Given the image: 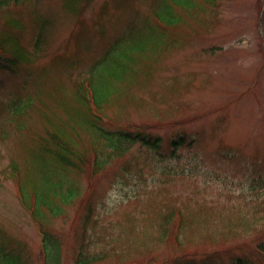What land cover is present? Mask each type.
Returning a JSON list of instances; mask_svg holds the SVG:
<instances>
[{"label":"rangeland","instance_id":"374dc122","mask_svg":"<svg viewBox=\"0 0 264 264\" xmlns=\"http://www.w3.org/2000/svg\"><path fill=\"white\" fill-rule=\"evenodd\" d=\"M0 45L18 60L14 75L0 69V231L34 262L39 230L4 171L11 160L34 167L39 189L46 128L100 173L87 181L75 171L76 184L70 170L59 174L71 196L84 194L46 225L63 243L61 264L83 231L89 251L113 247L122 264L182 253L196 264H264L254 249L264 242V185L252 189L264 177V0H0ZM12 101L15 126L4 122ZM111 130L159 137L164 158L138 145L111 157ZM179 136L194 143L172 155ZM172 206L189 225L179 245L175 226L158 244V215Z\"/></svg>","mask_w":264,"mask_h":264},{"label":"trees","instance_id":"16d2710c","mask_svg":"<svg viewBox=\"0 0 264 264\" xmlns=\"http://www.w3.org/2000/svg\"><path fill=\"white\" fill-rule=\"evenodd\" d=\"M16 1L19 4L23 2V0ZM0 69L4 72L9 73L10 75H14L18 70V60L15 54L12 52H8L2 45H0ZM82 90L87 96V104H90L91 101L88 98L90 94H92L91 89L89 88L88 92L85 91L84 88ZM2 104L3 103H1V105ZM8 105L11 106V111L4 122L6 124H9L10 126L13 123L15 126L18 122L16 120V101H12ZM5 110V107H0V114ZM94 115V118L102 122V118L98 112L94 111ZM45 129L43 131V134L40 136V140H42V143L40 145V152L42 154L47 153L48 156L42 157L43 162L41 161L42 164L38 168V172L40 173L39 189L37 184L33 185V182L31 181V177L33 174L31 170L34 167L32 169H25L23 166H20V164L16 163V161L11 160L7 167V170L4 171L6 175L15 183L17 189V197L21 206L30 214L34 223L38 227L41 244L37 251L38 254L35 255L36 262L31 259L30 254H25V243L16 240L15 238L12 239L7 235H3L1 234L3 231H0V264H61V252L63 243L61 242L59 235L54 236L48 229H46V225L52 218L56 219L57 217L62 216L66 212L67 207H72L78 202L80 203L82 201V198H84V194L81 193L79 195V193H75V195L71 196L73 193V186L71 185L72 183H67L59 174L65 173V170H70V179L72 182H74L73 180L75 178V175H79L75 173V171L83 174L79 175V178L81 176H84L87 181L100 174H95L96 169L93 170V166L90 163L87 164L88 168L86 165L83 170L81 166H83L87 161L86 158H84V161L80 163L78 161L72 160L66 154H71L75 159L82 160L83 157L79 154L82 152H79L77 148L76 150H74L62 138L57 130L50 129L45 131ZM2 130L4 129H0V133L2 132ZM114 131L115 132H111V140L107 141L108 143L106 144L107 149L111 148V157L113 156V154L124 156L126 152H128L132 147L136 145L150 150L154 154L159 153V150L161 148L160 138H152L151 136H148L142 132L123 130ZM112 133L114 136H112ZM101 136H103V133H101ZM193 141L194 140L192 139L187 141L183 136H179L176 139H173L170 142L172 153L176 152L178 148L184 145L192 144ZM122 146L124 147L123 151L120 150V147ZM106 151L108 153V150ZM84 154L87 155V153ZM46 159H48L49 162H47ZM98 159L99 156L96 157L95 160L96 168L100 167L99 163L96 162ZM49 163H54L59 169L55 171L54 174L50 176V178L47 170ZM89 167L92 169V171L89 170ZM74 183L76 184V182ZM255 185L263 186L264 177H258L257 181L253 183L252 189H255ZM77 198L78 201L76 202ZM90 202L91 200H85L86 212L83 216L84 221H88L90 219V214L93 209ZM158 217L159 221L157 224V236L155 237L157 243H165L171 236L170 227L175 226L176 234L175 232L174 234L175 238L178 240L177 244L179 245V233L184 226L189 225V222H187V218L184 216L183 212L175 206H172L168 207L166 211L158 215ZM78 241L79 251H75L74 256L71 259L72 262L70 264H97L105 260L108 253L113 255L115 264L123 263L120 262V254L113 247H111L110 250L105 251H89L87 249L89 242L85 237L84 231L81 233V238ZM254 249L260 256V258L264 260V242H258L254 246ZM150 260L151 259L147 260L148 262L146 263L129 261L125 264H196L191 261L192 259L188 258L185 253L168 258L165 261ZM233 264L252 263L249 261H245V259H243L242 257H236Z\"/></svg>","mask_w":264,"mask_h":264}]
</instances>
